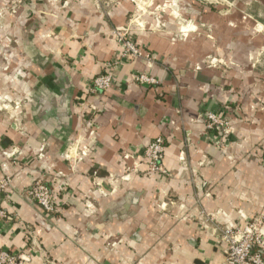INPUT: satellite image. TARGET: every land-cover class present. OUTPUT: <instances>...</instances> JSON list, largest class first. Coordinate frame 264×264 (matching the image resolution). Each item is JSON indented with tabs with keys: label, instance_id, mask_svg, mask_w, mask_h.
<instances>
[{
	"label": "crops",
	"instance_id": "obj_1",
	"mask_svg": "<svg viewBox=\"0 0 264 264\" xmlns=\"http://www.w3.org/2000/svg\"><path fill=\"white\" fill-rule=\"evenodd\" d=\"M260 16L201 0H0V178L12 180L0 250L25 264H227L209 217L230 226L264 210ZM126 26L150 66H105ZM103 72L110 87L89 92ZM206 111L230 130L206 129ZM156 136L167 174L145 176ZM36 180L63 184L55 213L24 196Z\"/></svg>",
	"mask_w": 264,
	"mask_h": 264
},
{
	"label": "built area",
	"instance_id": "obj_2",
	"mask_svg": "<svg viewBox=\"0 0 264 264\" xmlns=\"http://www.w3.org/2000/svg\"><path fill=\"white\" fill-rule=\"evenodd\" d=\"M56 3H63L65 0H52ZM112 36L119 46L118 57L112 63H106L109 67L116 62L126 59H141L146 66L154 63V59L149 53L145 52L137 43L135 35L130 28L112 30ZM113 77L110 73H100L90 80L89 92H100L108 89ZM134 81L140 84L155 85L158 80L146 73L134 75ZM206 129L215 133L225 134L230 130V122L227 118L217 112L206 111L204 115ZM166 139L162 136L154 137L144 148L140 163L144 164L142 172L145 176L154 174L166 175L167 171L162 164L165 152ZM123 158H131L132 155L124 153ZM138 164L128 168L129 171H138ZM96 175V171L92 172ZM12 180L9 176L0 178V194L10 188ZM63 184L56 183L49 186L42 181H34L23 192L27 199L33 201L43 212L53 214L57 211L58 201L56 200L57 191L62 192ZM9 219L7 211L0 207V222ZM210 222H214V233L222 245V255L227 264H264V210H261L251 219L243 224L236 223L230 226H220L212 216ZM27 258L23 253H10L0 250V264H25Z\"/></svg>",
	"mask_w": 264,
	"mask_h": 264
},
{
	"label": "rangeland",
	"instance_id": "obj_3",
	"mask_svg": "<svg viewBox=\"0 0 264 264\" xmlns=\"http://www.w3.org/2000/svg\"><path fill=\"white\" fill-rule=\"evenodd\" d=\"M205 2L206 5H212L215 7L217 12H223L224 10H234L238 7H246L247 9H251L256 13H259L260 19L264 21V0H258L260 3L256 2L257 0H239L242 1V4L239 3H224L223 0H201ZM246 1V2H244ZM242 6V7H241Z\"/></svg>",
	"mask_w": 264,
	"mask_h": 264
}]
</instances>
